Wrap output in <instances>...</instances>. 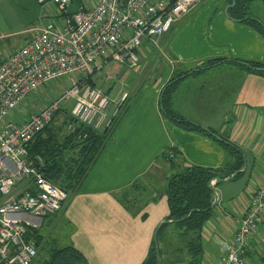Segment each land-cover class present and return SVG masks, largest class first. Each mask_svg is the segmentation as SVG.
Returning a JSON list of instances; mask_svg holds the SVG:
<instances>
[{
  "label": "crops",
  "instance_id": "0c3cea01",
  "mask_svg": "<svg viewBox=\"0 0 264 264\" xmlns=\"http://www.w3.org/2000/svg\"><path fill=\"white\" fill-rule=\"evenodd\" d=\"M232 1L203 0L154 44L146 41L141 52L140 61L144 62L141 67L145 69L146 63L153 67L147 73L141 70L129 76L131 83L139 87L135 94L132 93L135 88L122 89L116 94L105 91L115 98L125 90L133 100L123 111L79 192L56 214L62 212L66 218V239L61 243L79 250L88 264H144L155 230L165 223L170 213L165 195L169 177L185 164L220 169L229 161L217 140L185 130L165 117L160 100L165 86L176 74L190 73L208 60H264V37L242 19L233 18L232 9L227 14ZM6 5L15 19L9 21V28L0 26V40L18 39V48L32 40L47 20L59 16L53 7H43L35 0H10ZM95 6L96 0H72L70 11ZM243 13L264 22V0H253L239 15ZM12 53L0 58V65ZM225 65V70H211ZM238 66L242 67L225 61L199 74L184 75L171 99V108L176 113L229 140L245 155L243 174L239 176H245L242 192L229 197L228 183L239 177L215 186L219 200L216 196L218 203L202 231L201 260L218 262L222 244L233 240L253 192L264 183V75L240 70ZM123 69L126 73L127 66ZM215 80L220 86L209 98L204 89ZM194 89L203 91L202 97L196 99L188 95ZM25 105L27 103L19 110ZM40 109L28 111L25 120ZM172 149L178 153L176 159L173 157V166L170 160L162 158ZM133 183L139 184L138 189L132 190L136 191L133 195L139 196V202L126 205L122 194ZM173 230L171 225L166 231ZM181 247L182 251L177 254L182 257L177 261L191 264L187 250ZM170 251L163 247L164 257ZM245 261L246 264H264V222L250 242Z\"/></svg>",
  "mask_w": 264,
  "mask_h": 264
},
{
  "label": "built area",
  "instance_id": "2783aa9c",
  "mask_svg": "<svg viewBox=\"0 0 264 264\" xmlns=\"http://www.w3.org/2000/svg\"><path fill=\"white\" fill-rule=\"evenodd\" d=\"M35 1L53 7L59 16L47 20L0 65V264H33L38 250L29 233L68 200L46 179L43 159L29 155V143L64 100H73L70 114L77 124L99 132L115 126L130 94L124 90L109 97L94 76L111 63L136 69L144 41L154 44L203 0H96L94 8L76 12L70 11L72 0ZM77 73L87 76L60 98L26 120H6L47 83ZM70 128L75 131L73 124ZM263 222L264 183L253 192L233 240L222 244L218 262L204 259L199 264H246L250 242Z\"/></svg>",
  "mask_w": 264,
  "mask_h": 264
},
{
  "label": "trees",
  "instance_id": "16d2710c",
  "mask_svg": "<svg viewBox=\"0 0 264 264\" xmlns=\"http://www.w3.org/2000/svg\"><path fill=\"white\" fill-rule=\"evenodd\" d=\"M252 1L253 0H236V7L232 9L231 16L236 19H242V22L253 27L264 37V22L260 24L256 20L246 17L245 13L239 15V12L247 9ZM225 61L237 63L251 72H258L264 75V60L262 62H243L248 65L243 66L239 63L242 61L225 59L208 60L204 62L202 67H197L196 70H193L192 75L203 72L205 70L203 68L205 67H214ZM188 74L189 72L176 74L165 86L164 93L160 100L162 113L181 128L202 133L213 139L211 132L192 122L186 121L171 108L172 95L181 81H177V79ZM72 107L66 108V106H62L53 115L51 122L39 132L28 145L29 155L31 157L40 156L43 159V172L46 179L68 194L67 201L79 192L83 182L107 145L123 113L122 112L119 118H117L115 126L99 132L85 125L77 124L70 114ZM126 107L127 105L124 110ZM59 118H63L67 127L73 124L75 126V132L71 133L67 130L66 135L59 136L58 138L56 136L55 124ZM81 135H85L86 138L83 140H81V138L79 139L78 136ZM213 140L216 141L215 138ZM226 141L229 142L227 139ZM216 142L223 147L229 157V161L222 168L207 169L185 164L177 173L169 177L167 181L165 195L168 200L170 211L167 220L170 222L163 223L157 231L161 258L164 256L162 247L170 251L169 246L171 247L172 255L169 254L167 257L172 259H175V257H182V255L177 254V252L182 251L181 246L187 250L191 257V264L200 261L203 256L202 231L205 223L212 216L214 210L213 206L216 200L215 193L210 189V183L216 178L227 180L237 171H242L245 166V155L240 147L232 143L228 145L218 140ZM171 152L164 154L162 158L163 161L170 160L169 164L173 166L175 164L173 157L176 159L178 153L174 149H172ZM170 153L173 154V157L170 156ZM242 174V172H239L235 175L234 179ZM220 183L221 182H216L215 186L217 187ZM138 185V183H133L123 192L122 201L124 204L135 205L139 202V196L133 195V192L136 191H132L138 189ZM192 210L195 211L190 214ZM171 225L174 227V230L167 233L166 230ZM170 234H174L175 238H179L177 242L178 245H176L175 242H170L173 238ZM28 237L35 241L38 249V256L41 255L40 251H42L43 248V238L39 235L38 230L29 233ZM156 260V250L153 240L150 254L144 264H156ZM37 264L88 263L79 250L72 246H68L52 249L50 254L43 259H39Z\"/></svg>",
  "mask_w": 264,
  "mask_h": 264
},
{
  "label": "rangeland",
  "instance_id": "374dc122",
  "mask_svg": "<svg viewBox=\"0 0 264 264\" xmlns=\"http://www.w3.org/2000/svg\"><path fill=\"white\" fill-rule=\"evenodd\" d=\"M9 1L10 0H0V26L2 29H6V27L7 28L11 27V24L9 21H14V19H15L14 14L13 13L10 14L11 11H10L9 7L6 5V3ZM33 8H34L33 11L35 12L36 8L35 7H33ZM8 16H9V18H8ZM30 25H32V24H30ZM18 43H20V41L18 39L0 40V58L6 57L5 55L12 53V52L16 51L17 49H19L20 47L18 48V46H17ZM144 45H145V41H144ZM144 45L138 51V55H139L140 59L142 57L141 52H142V50H144L143 49ZM143 63H144L143 61L142 62L140 61V67L137 69H130L127 67V71H126L125 75L122 76L121 80H118V77L116 78V76H118L117 74L120 75L122 69L125 68L126 66H120L116 63H111L110 65L106 66L102 71L98 72L94 76L93 79L96 83V86L103 89L106 92H108V90H109L110 92H112V94L113 93L116 94L122 89L128 90V89H134L135 88L134 90H132V93L135 94L134 91L136 89H138L139 87H136V85H134V82L131 83L129 76L130 75L134 76L137 74L136 72H140L142 70L141 65ZM150 67H153V65H151L150 63L144 64L145 69L142 70V73H147L149 71ZM225 68H227V65L219 67L218 69L214 68L211 70H217L214 72H219L220 70H225ZM237 68H239L240 70H244V71L247 70L246 68L239 67V66ZM86 76H87L86 73L85 74L84 73H77L75 75H67V76H64V77L57 79L53 82L47 83L35 96L31 95L29 97V99L26 102L27 105H25L23 107V109L13 111L12 113H10L6 117V120L13 121V119H14L16 122L25 120V118L28 115V111H30V112L35 111V110L37 111L41 107L49 105L53 100H56L66 90L71 88L76 83L77 80H80ZM219 86H220V82L218 80H215L213 82L212 86L209 85L204 89V90H207V92L209 93V95H210V96H208L209 98H211L213 96L212 95V94H214L213 90L217 89ZM202 92H198V89H194V91L188 95L193 96L196 99H199L200 97H202ZM133 98H134V96H133ZM196 99H195V101H196ZM132 100L133 99L131 97L128 100L127 105H129L132 102ZM73 104H74L73 100H64L62 103V105L64 107L66 106V108H71L73 106ZM183 109H186V108H183ZM185 120L188 122H191L187 119H185ZM55 127H56V133H57L56 136L58 138H59V136L61 137L62 135H66L67 130L71 133L75 132L70 128V125H68V127L66 126L63 118H59L56 121ZM86 127H88V126H86ZM88 128H91V127H88ZM78 138L79 139L81 138V140H83L86 138V136L81 135V136H78ZM244 184H245V176L239 177L235 181H231L230 183H228L229 193H230L229 197L240 194L243 190ZM66 203H67V201L64 204H66ZM63 214L61 212L59 215L55 214V215H51V216H48V217L43 219L42 225L38 229L39 235L42 236V238H43V244H42L43 248H42V251H40L41 255H39L36 258L34 264H37L39 259H43V258L47 257L50 254V252L52 251V249L60 248L61 246H65V247L68 246V244L61 243V241L65 242V239H66L65 235H66V230H67V228H65L66 218L63 217ZM170 236L173 237L172 240H170V242L171 243L175 242L177 245L179 238L178 237L175 238L174 234H170ZM162 249H163V247H162ZM170 254L172 255V251H170ZM177 259H178V257H175V259H172V258L163 256V258H161V264H182L183 263V261H177Z\"/></svg>",
  "mask_w": 264,
  "mask_h": 264
},
{
  "label": "water",
  "instance_id": "95a60500",
  "mask_svg": "<svg viewBox=\"0 0 264 264\" xmlns=\"http://www.w3.org/2000/svg\"><path fill=\"white\" fill-rule=\"evenodd\" d=\"M235 7H236V0H233V1H232V4H231V5L227 8V10H226L227 14H228L229 10H231V9H233V8H235ZM251 19H252V18H251ZM253 19L256 20L257 22H259L260 24H263V21L258 20V19H255V18H253ZM239 63H241V65H243V66H248L247 64H245V63H243V62H239ZM214 67H215V66H214ZM209 68H211V67H205V68H203V69H209ZM124 73H125V69H122L121 74H120L119 77H118L119 80H120L121 77L124 75ZM191 74H193V72H190L188 75H191ZM185 77H186V76H182L181 78H178L177 81H179V80H181V79H183V78H185ZM163 93H164V91L162 92V95H163ZM211 135H212L213 138H215L216 140L221 141V142H223V143H225V144L231 145L230 142L224 140L221 136L217 135L216 133H212V132H211ZM239 172H241V171H237V172L234 173L229 179H233V178L235 177V175H237ZM224 181H225V180H222V179L216 178V179L212 180L211 183H210V189L215 193V195L217 196L218 200H219V194H218L217 189L215 188V183H216V182H224ZM217 203H218V202L216 201L213 207H215V206L217 205ZM194 211H195V210H192V211L190 212V214H192ZM163 222H170V221L165 220V221H163ZM161 224H162V223H161ZM157 231H158V227H157V229H156L155 232H154V238H153V239H154V244H155V250H156V258H157V260H156V264H161V256H160V253H159V244H158V240H157Z\"/></svg>",
  "mask_w": 264,
  "mask_h": 264
}]
</instances>
